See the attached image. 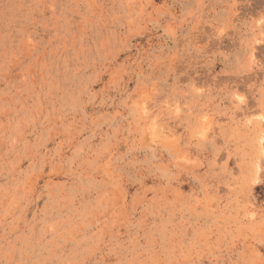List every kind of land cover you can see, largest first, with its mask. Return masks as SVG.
Here are the masks:
<instances>
[{
    "label": "rangeland",
    "instance_id": "1",
    "mask_svg": "<svg viewBox=\"0 0 264 264\" xmlns=\"http://www.w3.org/2000/svg\"><path fill=\"white\" fill-rule=\"evenodd\" d=\"M0 264H264V0H0Z\"/></svg>",
    "mask_w": 264,
    "mask_h": 264
}]
</instances>
